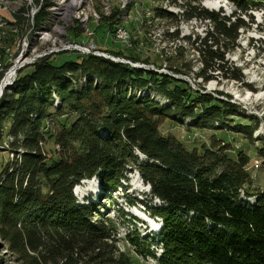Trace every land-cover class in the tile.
<instances>
[{
    "label": "trees",
    "instance_id": "16d2710c",
    "mask_svg": "<svg viewBox=\"0 0 264 264\" xmlns=\"http://www.w3.org/2000/svg\"><path fill=\"white\" fill-rule=\"evenodd\" d=\"M193 1L189 6L173 3L182 9L184 21L210 28L191 43L202 65L197 77L206 82L210 72L227 71L241 81L235 68L225 66L224 56L239 31L249 27L242 17L252 23L250 12L264 11V0H229L236 9L232 20ZM156 16L174 18L162 10ZM50 59L21 70L0 98V143L8 136V149L16 156L0 173L5 250L0 264H132L117 245L116 221L98 212L93 202L80 203L73 193L91 179L104 193L115 192L132 172L149 187L150 201L164 205L149 210L162 225L160 257L149 250L153 244L143 251L138 235L129 233L127 243L137 255L155 264H264V191L251 188L250 156L234 149L224 134L186 148L160 128L189 120L185 127L191 131H230L250 138L256 127L231 126L237 115L233 104L193 91L170 75L103 58L78 56L62 65ZM175 61L170 73L186 75ZM142 90L168 104L149 94L137 96ZM67 116L74 119L66 122ZM54 120L58 127L48 128L46 123ZM254 154L264 168V140Z\"/></svg>",
    "mask_w": 264,
    "mask_h": 264
},
{
    "label": "rangeland",
    "instance_id": "374dc122",
    "mask_svg": "<svg viewBox=\"0 0 264 264\" xmlns=\"http://www.w3.org/2000/svg\"><path fill=\"white\" fill-rule=\"evenodd\" d=\"M173 2L187 6L195 4L193 0H0V83L12 68L14 77L11 83L21 70L28 71L46 57L51 58L53 64L62 65L77 61L78 56L103 58L136 70L153 71L183 80L193 91L208 93L214 99L233 104L237 115L232 117L231 120L235 121L230 122L231 126L239 122L248 129H256L252 131L250 138L230 131H191L185 127L189 125V120H185L182 125L165 122L160 127L161 131L175 137L186 148H191L199 141L208 143L211 136L224 134L234 149L250 156L251 161L246 170L252 181L251 188L264 191V168L259 165L260 161L254 154L259 142L264 140V11H251L252 23L247 16H241L249 27L239 31L235 46L224 56L225 66L235 68V73L242 76L241 81H235L231 79L230 73L221 71L210 72L211 77L204 82L197 77L202 65L200 56L195 54L191 43L197 37L202 38L210 28L205 22L184 21L182 9ZM45 4L46 14L39 26H36V18ZM198 4L207 11L222 12V16L230 19L236 12L229 0H198ZM159 10L173 14L174 18H159L156 16V11ZM119 30L123 31L124 36L117 35ZM176 32L178 36H169ZM74 45H80L84 49H78ZM63 47L73 49L60 51ZM50 49L56 53L33 61L32 65L29 63L34 56L43 55ZM19 61L22 63L19 64ZM174 61L182 69L184 67L183 72L188 73L179 76L170 73L169 66ZM10 82L2 86L4 90L10 87ZM80 82L83 84L85 79ZM148 94L161 105L168 104L162 96L153 92L142 90L136 95ZM73 119L74 116L65 117L66 122ZM247 123L251 124L247 126ZM46 126L54 129L58 127V123L54 120L53 123H46ZM6 129L5 123L4 130ZM10 142L8 136H3L0 143V173L15 161L16 156L8 149ZM51 146L49 143L46 148ZM137 156L140 162L145 161L143 156ZM121 184L122 187L115 192L104 193L97 179H91L76 186L73 193L80 203L93 202L98 207V212L116 221L117 245L121 253L131 257L132 264H155L156 260L137 255L127 243L126 235H138L140 249L143 251L147 250L146 246L153 244L149 250H154L155 258L158 259L161 253L159 233L158 230L152 231L151 227L157 229L161 222L151 216L149 210L153 206L164 205L162 202L157 203L155 199L150 201L148 186L142 183L136 173L128 174ZM247 201L250 204L253 202L251 198ZM4 252L0 240V260ZM3 264L9 262L5 261Z\"/></svg>",
    "mask_w": 264,
    "mask_h": 264
},
{
    "label": "bare ground",
    "instance_id": "6f19581e",
    "mask_svg": "<svg viewBox=\"0 0 264 264\" xmlns=\"http://www.w3.org/2000/svg\"><path fill=\"white\" fill-rule=\"evenodd\" d=\"M63 1V0H62ZM75 2V1H74ZM59 3H60V1H59ZM63 4V3H62ZM74 4V3H73ZM51 5H52V3H51ZM49 9V8H48ZM53 9H55V8H53ZM50 11V10H49ZM59 11V10H58ZM78 12V11H77ZM80 13V12H79ZM75 14V13H74ZM81 14V13H80ZM78 15V14H77ZM69 16V15H68ZM47 19V18H46ZM50 19V18H49ZM58 20V19H57ZM46 22V21H45ZM57 22V21H56ZM50 25V24H49ZM118 25V24H117ZM116 25V26H117ZM52 27V26H51ZM62 27V26H61ZM115 27V26H114ZM62 30V29H61ZM40 31H42V30H40ZM121 32V30H119L118 31V34ZM123 32V31H122ZM44 33V32H43ZM123 34V33H122ZM46 35V34H45ZM52 35V34H51ZM126 35V34H125ZM40 36H41V34H40ZM44 36V35H43ZM42 36V37H43ZM122 36H124V35H122ZM52 37V36H51ZM63 38V37H62ZM45 39V38H44ZM45 41V40H44ZM55 41V40H54ZM122 41H124V40H122ZM53 42V41H52ZM40 43V42H39ZM126 43V42H125ZM41 44V43H40ZM28 45V44H27ZM43 46H44V43H43ZM35 47H37V46H35ZM32 48V47H31ZM41 48V47H40ZM46 49V48H45ZM51 50V49H50ZM39 51V50H38ZM31 52V51H30ZM33 52V51H32ZM29 54V53H28ZM37 56H40V54H37L36 56H34V58H36ZM32 57V56H31ZM29 58V57H28ZM33 58V59H34ZM14 70H13V68L11 69V70H9L6 74H5V76L3 77V79H2V81H1V83H0V94L2 93V91H3V85H6V84H8L10 81H12V79H13V77H14ZM10 84H11V82H10ZM83 182H85V181H83Z\"/></svg>",
    "mask_w": 264,
    "mask_h": 264
},
{
    "label": "built area",
    "instance_id": "2783aa9c",
    "mask_svg": "<svg viewBox=\"0 0 264 264\" xmlns=\"http://www.w3.org/2000/svg\"><path fill=\"white\" fill-rule=\"evenodd\" d=\"M118 36H120V37H122V32H120L119 34H117ZM76 48H78V49H84L83 47H80V45H74ZM65 47H63L62 49H59L60 51H64V50H70V49H73V48H71V47H68L69 49H64ZM78 49H75V50H78ZM53 53H56V52H54V50H50L49 52H47V53H45V54H43V55H40V56H37L36 58H34V59H32V60H29V63H31V65L32 64H34V62L33 61H37V60H39V59H41V58H43V57H46V56H48V54H53ZM47 58V57H46ZM20 62V61H19ZM18 62V63H19ZM22 62H20L19 64H21ZM26 63V62H25Z\"/></svg>",
    "mask_w": 264,
    "mask_h": 264
},
{
    "label": "water",
    "instance_id": "95a60500",
    "mask_svg": "<svg viewBox=\"0 0 264 264\" xmlns=\"http://www.w3.org/2000/svg\"><path fill=\"white\" fill-rule=\"evenodd\" d=\"M4 86H5V85H4ZM3 91H4V87H3ZM3 91H2V93H3ZM2 93L0 94V97H1Z\"/></svg>",
    "mask_w": 264,
    "mask_h": 264
}]
</instances>
